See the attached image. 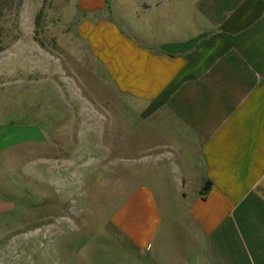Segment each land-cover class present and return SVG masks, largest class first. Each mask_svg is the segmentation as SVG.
<instances>
[{
    "label": "crops",
    "instance_id": "1",
    "mask_svg": "<svg viewBox=\"0 0 264 264\" xmlns=\"http://www.w3.org/2000/svg\"><path fill=\"white\" fill-rule=\"evenodd\" d=\"M78 3L98 72L147 122L151 168L173 149L179 174L174 196L133 184L76 264H264V0Z\"/></svg>",
    "mask_w": 264,
    "mask_h": 264
},
{
    "label": "rangeland",
    "instance_id": "2",
    "mask_svg": "<svg viewBox=\"0 0 264 264\" xmlns=\"http://www.w3.org/2000/svg\"><path fill=\"white\" fill-rule=\"evenodd\" d=\"M83 17L78 0H0V264L87 262L138 180L176 195L177 152L151 168L147 122L98 72Z\"/></svg>",
    "mask_w": 264,
    "mask_h": 264
}]
</instances>
